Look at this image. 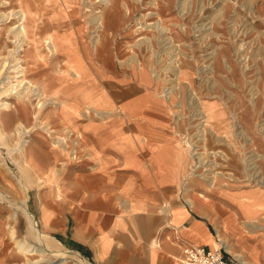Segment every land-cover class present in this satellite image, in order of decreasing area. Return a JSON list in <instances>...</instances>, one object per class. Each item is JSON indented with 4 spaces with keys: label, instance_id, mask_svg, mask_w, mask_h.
Listing matches in <instances>:
<instances>
[{
    "label": "rangeland",
    "instance_id": "rangeland-1",
    "mask_svg": "<svg viewBox=\"0 0 264 264\" xmlns=\"http://www.w3.org/2000/svg\"><path fill=\"white\" fill-rule=\"evenodd\" d=\"M20 1L0 0V9H16ZM115 1L120 12L110 25L111 32L101 33L107 49L98 62L91 53L97 34L93 22L95 15L110 10L107 7L110 1L24 0L32 12L28 29L35 52L29 56L30 76L39 80L56 74V59L48 57L42 40L51 32L60 35L70 31L73 38L64 45L65 50L79 51L86 46L85 55L83 53L86 59L80 70L89 74L82 81L71 69L58 74L63 77L54 85V89L62 90L60 110L54 111L49 104L41 117L55 132L50 135L38 128L26 156L9 148L17 140L14 106L1 116L8 140L0 139V264L24 260L12 246L7 224L16 216L18 234L25 235L26 211L32 213L39 229L45 228L68 252L93 264L89 257L69 247L60 233L66 208L74 204L76 183L94 170V143L85 135L84 127L88 130L95 123H107L114 114L120 113L102 118L82 112L77 102L90 92L95 93V100L106 102L110 98L108 94L115 97L129 85L141 83L140 90H146L165 105L169 124L188 155V173L181 191L186 203H190L188 194L194 190L251 188L264 191V0ZM10 20L0 25V31L3 30L0 57L13 47L6 30L12 24ZM63 58L65 55L58 61ZM116 98L120 103L122 98ZM25 103V123L33 125L37 101ZM200 105L208 114L207 121L196 115ZM233 112L237 113L236 117ZM200 121L203 123L197 126ZM202 125L207 128L206 138L201 135L202 131L200 133ZM66 126L84 134L78 142L75 159L56 146L52 138L65 136ZM74 138H77L75 133L68 139L70 146ZM199 156L205 158L201 167H197ZM204 171L210 178L215 171L222 173L215 175V185L210 186L205 175H198ZM20 176L27 186L26 192L16 183ZM163 207H167V203ZM254 223L264 229L260 220ZM73 258L76 257L68 258L69 264L75 263ZM178 259L180 262V255Z\"/></svg>",
    "mask_w": 264,
    "mask_h": 264
},
{
    "label": "crops",
    "instance_id": "crops-1",
    "mask_svg": "<svg viewBox=\"0 0 264 264\" xmlns=\"http://www.w3.org/2000/svg\"><path fill=\"white\" fill-rule=\"evenodd\" d=\"M140 84L118 92L120 103L108 94L121 112L84 127L96 166L76 183L66 208L60 233L68 246L93 264H182L185 244H224L231 256L264 264V229L254 223H264V191L194 190L186 203L185 145L165 105Z\"/></svg>",
    "mask_w": 264,
    "mask_h": 264
},
{
    "label": "bare ground",
    "instance_id": "bare-ground-1",
    "mask_svg": "<svg viewBox=\"0 0 264 264\" xmlns=\"http://www.w3.org/2000/svg\"><path fill=\"white\" fill-rule=\"evenodd\" d=\"M103 1H105V2L110 1L111 2L110 5H107V7H110V10L108 12L102 11L99 14L95 15L94 22H93L96 24L95 32H97V34L94 38V43H93L94 49H93V51H91V53H92V55L96 56L98 62H100V60H99L100 58H103V54L106 52V49H107L105 43H103V40L101 38V36H102L101 33L102 32L106 33L111 29L110 25H113L112 21H116V17L118 15L117 13L120 12V11H118L117 6L115 5L116 4L115 0H103ZM6 2H5V5H8V3L6 4ZM25 4L26 3H24V0H21L19 2V4H17L16 9L14 7H13V9H10V10L9 9L6 10L7 9L6 7H5L6 9H0V25L3 23H6L7 20H10L12 18L16 19V21H14V22H12L10 20L12 22V24L7 26V28H6V30L8 32V36H10V41L13 43V47H10V49H7L8 53L3 54L0 57L1 58V63H0V139L8 140V133L6 132V130L4 128L5 123L2 122L1 116L3 117L4 114H7V111H9V110L11 111L12 107L14 106V110L12 112L14 114V120L13 121H14V125H15V134L17 135V140H15L16 142H15L14 146L13 145L11 147L9 146V148L11 151L18 152L20 156H26L28 154L27 153L28 152V146L31 144L32 135L34 132H36L38 130V128H42V129L46 130V132H48L50 135H52V133L55 132V130L51 129V127L49 126L50 123L49 124L45 123L44 121H42L41 117H42L43 111L49 106V104L53 105L54 111L59 112V110H60L61 99L59 98V95H61L60 93H62V90L60 88L54 89V85H57V83H59L63 79V77L62 78L60 77L62 75H58V74L59 73L65 74L67 69H69V70L71 69V71L73 72L72 74L76 75L78 79H81V81L83 80V78H86L89 74V73L87 74L83 70H80V67L82 66L83 60L86 59L84 57V55H85L87 47L86 46L83 47L85 49L80 47L81 49H79V51H71V50L66 51L65 50L64 45H66L73 38L72 33L70 31L69 33H64V34H60V35L54 34L51 32V33L47 34L42 40L43 45L47 49L46 53L48 54V57L49 58L53 57L56 59L54 61L56 74H52L50 76L44 77V78L39 79V80L37 78H35V76H30L31 67H30L29 56L34 55L35 51H34V47L32 45V38H31V34H30L31 32L28 29V23H29V20L31 18L32 12L27 9ZM0 6L2 8L1 4H0ZM164 29H165V27H164ZM165 30H167V29H165ZM110 32H111V30H110ZM2 33H3V30L0 31V34H2ZM31 47H33V48H31ZM0 49H2V48H0ZM83 53H84V55H83ZM63 55H65V58H63V60L59 62L58 59L60 57H62ZM90 58L92 61L93 60L92 57H90ZM135 60H138V58H136ZM175 69H176V67H175ZM6 70H8V71H6ZM39 72L40 71H38V73ZM4 73H6L5 76H3ZM176 73H178V72H176ZM115 95H117V94H115ZM12 98H14L15 100H12ZM196 99H198V98H196ZM34 100L37 101L36 107L38 106L37 108H35V111H34L35 112L34 117L36 120H35L33 125H27L25 123V118H24V110H25L26 105H27L25 103V101L27 103L28 102L33 103ZM73 100L74 99H72V101ZM82 104H83V106H82ZM197 104H199V102ZM77 105L79 107H82L83 108L82 112H84L85 114H89V116L96 115V116H100L102 118H106V117L111 116L110 114H114V112L115 113L121 112L120 108H118V109L115 108L112 99L109 98V100H107L106 102H104V101L100 102L99 100H95V93H91V92L88 95L80 98L77 102ZM110 105H112V106H110ZM196 107H194V108H196ZM199 107L200 108L197 109L196 115H198L199 118H202L203 119L202 121H207L208 114L206 113V111L202 107V105H200ZM233 114H234V112H233ZM236 114H234L235 117H236ZM192 118H194V117H192ZM199 118H198V120H199ZM202 121H200L199 124H197V126L202 124L203 123ZM65 128H66L65 136H61V135L52 136V138L55 139L54 142L57 143L56 146L61 147V149L64 151H68L71 154V159H75L77 156L75 154L77 152L78 142L80 139H83L84 134H83V132H76L75 129L70 128L68 126H66ZM201 131L203 133H201ZM206 131H207V128H205V126L202 125L200 127V133H201V135H204L205 138L207 136V133H205ZM74 133H75V136L77 138H74L71 140L72 145L70 146L68 139H71L72 136L74 135ZM248 138H247V140H248ZM220 140H222V139H220ZM185 142H186V140H185ZM190 143H188L189 146L191 145ZM79 145H81V143ZM196 153H199V152H196ZM200 158L201 157L199 156L200 165L197 167L203 166V163L205 161L204 160L205 158H201V159ZM252 160H253V158H252ZM254 160L256 161V159H254ZM18 165H19V163H18ZM19 166L21 168V165H19ZM92 166L95 168L96 165H92ZM252 169H253V167H252ZM93 173H94V171H93ZM192 173H194V172L192 171ZM218 173H222V172L215 171L211 175V178H210V176H207L206 171L199 173L198 175H200V174L205 175L206 177H204V178H206L205 180L208 181L209 185L214 186L215 185L214 183L216 181L214 178H215V175ZM257 174H258V172H257ZM263 180H264V178H263ZM84 181H85V179H84ZM258 181H260V180L258 179ZM16 183L18 184V186H20L22 188V190L24 192L27 191V186L25 185L24 179L21 176L19 178H17ZM261 185H262V183H261ZM185 190H188V187H186ZM25 215H26L27 220H28V229H27V233L25 235L20 236L18 234V230H17L16 225H15V222H17L16 220L18 219V218H16V216L14 217V219L11 218V219H13V220H10L12 222L7 224L8 225L7 230H8L9 237L13 241L12 246L14 248H16V250L21 255L24 256L23 261L14 262L13 264H69L68 258H70L72 256L76 257V258H73V259H75L74 264H80V263L89 264V263H87L88 260L86 261V260L82 259L81 257H79L78 255H74L71 252H68L67 247L61 241H59L57 238H55L54 236L49 234L45 228L39 229L37 227V224H36L37 222H35L31 212L26 211ZM42 219L44 220V217H42ZM260 226H263V225L260 223ZM32 241H34L35 243ZM154 242H155V240H154ZM157 245H158V243H157ZM243 260H244L245 264H252L247 259H243ZM90 264H92V262H90Z\"/></svg>",
    "mask_w": 264,
    "mask_h": 264
},
{
    "label": "built area",
    "instance_id": "built-area-1",
    "mask_svg": "<svg viewBox=\"0 0 264 264\" xmlns=\"http://www.w3.org/2000/svg\"><path fill=\"white\" fill-rule=\"evenodd\" d=\"M226 253L223 245L211 248L205 245L185 244L182 246L180 261L183 264H245L240 258Z\"/></svg>",
    "mask_w": 264,
    "mask_h": 264
}]
</instances>
